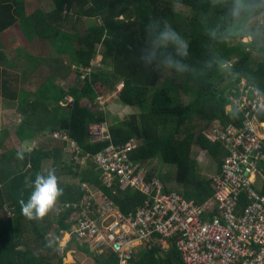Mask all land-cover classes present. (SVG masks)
I'll return each instance as SVG.
<instances>
[{"label":"trees","instance_id":"16d2710c","mask_svg":"<svg viewBox=\"0 0 264 264\" xmlns=\"http://www.w3.org/2000/svg\"><path fill=\"white\" fill-rule=\"evenodd\" d=\"M30 1L0 0V35L17 26L27 42L23 47L36 44L25 54L18 48L19 64L17 58L5 63L0 55V101L7 105L14 103L21 114L17 129L20 140L64 128L80 149L74 147L76 150L66 153L63 159L62 148L68 147L67 141H48L25 152L21 161L16 158L19 150L0 142V264H77L64 260L58 248V235L72 227L74 204H78V211L89 207L87 193L81 187L83 183L102 191L124 214L137 211L144 203L143 193L128 186L121 187L117 178L112 186L104 183L91 157L110 141L92 143L88 126L93 122H106L108 116L114 119L109 125L113 142L122 144L134 139L137 145L129 152V157L132 162L143 164L139 167L147 169L148 177L157 173L150 165L152 159L174 167L172 171L158 170L165 192H176L197 204L211 198V180L199 166L198 151L196 153L194 148L205 150L214 161L210 176L219 173L229 152L220 143L210 142L204 131L214 123L221 130L243 126V113L232 103V98H239L243 82L255 92L258 89L264 101V36L256 33L251 25L263 11L264 1L249 0L257 5L255 14L247 17L245 25L254 36L250 43L243 40L228 15L232 0H218L215 5L212 0H53L48 11L37 8L29 12ZM176 5L187 7L194 14L192 18L175 12ZM161 18L189 42L188 55L182 58L188 65L187 72L144 69L137 61L145 26ZM213 29L217 39L208 34ZM41 41L54 51L50 52L51 61L47 56V63L45 58H34L32 54L38 51ZM218 60L227 61L230 70L220 69ZM96 61L101 65H94ZM209 61L211 67H208ZM45 63L51 72L46 75L42 71L44 78L36 92L25 91L18 80L31 78ZM71 67L77 72L79 83L68 88L56 84L57 75L67 80L66 72L72 70ZM7 68L15 70L16 74H9ZM118 82L122 86L117 102L138 108L126 118L108 114L106 109H101V104L96 108L92 105L100 96L115 90ZM104 87L109 91L103 92ZM181 94L188 97L186 102L180 99ZM68 96L73 100L67 106L62 105L61 101ZM249 96L252 97L251 91ZM84 99L92 104H84ZM229 105L232 112L226 114ZM260 113L256 116L264 122V114ZM233 114L238 118H231ZM77 154L82 158L89 155L86 160L91 161L92 166L81 169V164L75 161ZM45 160L52 161L49 168H56L57 176L60 172V175L69 173L78 181L66 182L65 178H59L63 195L56 211L41 222L28 221L21 215L19 201H26L31 193L26 178L34 180L36 173L49 169ZM70 160L75 161L76 170L66 163ZM259 167L263 170L264 162ZM254 189L264 196V180L258 178ZM69 202L72 206L61 211ZM246 204V198H240L238 208ZM140 250L133 264H184L174 246L167 256L159 258L155 256L157 248ZM96 255L100 264L117 260L114 253L108 259Z\"/></svg>","mask_w":264,"mask_h":264},{"label":"built area","instance_id":"2783aa9c","mask_svg":"<svg viewBox=\"0 0 264 264\" xmlns=\"http://www.w3.org/2000/svg\"><path fill=\"white\" fill-rule=\"evenodd\" d=\"M239 92L232 103L243 113V126L221 130L212 125L204 131L210 142L220 143L229 154L221 171L209 177L213 194L201 204L176 192H165L158 174L146 179L147 169L129 157L137 145L135 140L115 143L107 122L90 123L92 143L110 141L91 156L102 181L112 186L117 178L121 187L137 190L146 199L137 211L124 214L102 191L83 183L89 207L78 211V204H74L75 224L70 237H78L83 244L92 241L97 247L111 248L118 254V264H130L139 249L157 248L158 255L165 256L172 246L184 264H264V196L254 189L258 178L264 180V169L259 167L264 162V122L256 116L264 101L244 82ZM72 100L67 97L61 104ZM52 135L79 148L66 131H53ZM76 157L85 160L89 155ZM242 196L247 204L239 209ZM62 234L67 235V231Z\"/></svg>","mask_w":264,"mask_h":264},{"label":"clouds","instance_id":"9594fccd","mask_svg":"<svg viewBox=\"0 0 264 264\" xmlns=\"http://www.w3.org/2000/svg\"><path fill=\"white\" fill-rule=\"evenodd\" d=\"M212 2L215 5L218 0H212ZM256 10L257 5L249 2V0H232L228 15L233 23L237 25V32L244 37L245 42L250 43L254 39V36L246 29L245 25L247 17L250 14H255ZM208 34L212 39H217L216 30H209ZM221 36H223V33H221ZM188 49L189 42L167 20L161 18V20L150 21L145 26L144 41L138 49L137 61L144 69L155 67L157 70L164 68L174 70L176 73H184L189 70L188 65L182 59L187 57ZM216 63L220 69L230 70L231 66L227 61L218 60ZM211 66L212 62L209 61L208 67ZM256 91L258 92V89ZM95 103L100 104L98 99ZM90 104L92 103L88 100V105ZM101 105L103 106V104ZM128 112L130 114L132 109L129 108ZM231 112L232 108L229 105L226 114ZM260 114H264V105L261 106ZM230 117L233 119L238 118L234 114ZM26 151H30V149L22 148L17 151L16 158L21 161L24 160ZM25 183L31 189V193L26 201L24 199L19 201L21 215L28 221L41 222L50 213L56 211L57 202L63 195V188L60 187L57 170L51 167L46 172H38L34 180L26 178Z\"/></svg>","mask_w":264,"mask_h":264},{"label":"rangeland","instance_id":"374dc122","mask_svg":"<svg viewBox=\"0 0 264 264\" xmlns=\"http://www.w3.org/2000/svg\"><path fill=\"white\" fill-rule=\"evenodd\" d=\"M28 6H29V9H30L29 12L34 11L37 8L43 9L44 11H48L53 6V0H31L29 2ZM174 11L177 12V13H180V14L188 17V18H190V17L192 18V16L194 15L193 13L190 12V10L187 7L181 6V5H176L175 8H174ZM129 14H131V10H130ZM132 17H134V16H132ZM120 18L122 19L123 17H120ZM251 25H252L253 29H255L256 33H260L261 35L264 36V8H263V11L261 12V14L259 15V17L256 20L253 19L251 21ZM4 38L6 39V42H5V45L3 46V49L0 50V51L5 52L7 54L10 52L9 57H12L13 59L17 58L18 55H19L18 52H17L18 48L20 49V51L23 54H25V53H27L28 51H30L31 49H33L36 46V44L34 42L32 44H30V46L28 48H25V47L22 46L25 43L26 39H25L21 29L18 28L17 26L12 27V29L9 31V33L7 35L4 36ZM243 40L245 41V39H243ZM41 42H42V44L38 47V51L37 52H32V54L34 55V58H45L46 59L47 56H48L50 61H51L52 54L50 52H54L53 49L51 48V46L49 44H45L43 41H41ZM32 54L30 56L33 57ZM19 59L20 58L16 59V62L18 64H19V62H18ZM49 59H46L45 62L47 63V61ZM46 63L43 64L40 67L39 72L34 74V75H36V78H38V80L39 79L41 80V79L44 78V76H42L43 72L46 75H48L49 72H51L46 67ZM26 65L28 66V64H26ZM94 65L100 66L101 64H99V62L96 61V62H94ZM97 66H96V68H97ZM74 67H71L72 70L66 72L68 74L67 80H64L61 77L55 78V80L59 82L58 84L60 86L68 88L71 85H74V83L75 84L77 82L79 83V80L77 78L78 74H77V72L75 70H73ZM87 72L91 73V71H89V70ZM87 72H85V75H87ZM121 86H122L121 82H118L117 85H116V89L115 90H112L111 92H109L110 94L103 95V97H101V101L103 102L102 103L103 106L101 107V109H106L108 114L119 116L121 118H126L129 115V112H126V108L127 107L122 105L121 103H118L117 102V97H116L117 96V93H116L117 88L120 90ZM24 87L28 88V90H30L29 87H27L26 85H24ZM108 91H109L108 88L104 87L103 92H108ZM70 98H71V96H68V99H70ZM180 99H182L184 102H186V100H188V97H186L185 95L181 94ZM95 102H92L93 103L92 105L96 108L98 104H96ZM83 103L84 104H88V100L84 99ZM0 104H3V103L0 101ZM115 106H116V108H115ZM130 108L132 109L131 113H136L138 111V108L135 107V106L130 107ZM6 117H7V114L0 113V124H1V126H0V135H2V132H1L2 129H3L2 124L5 122ZM113 121H114V119L112 118V116H108V120L106 121L108 126L111 125V123H113ZM214 125L217 126V123H214ZM56 131H62V132L66 131V132H68L64 128H62L61 130H56ZM263 133H264V131H263ZM39 138H41V140H39V141L33 140V142H32L33 144H27V142H25L23 144L18 143L17 146L14 145V148H16L17 150H19V149L21 150L22 148L23 149H30V151H26V152H31L32 150H34L37 147H39L41 144L47 143L49 141V138H48V136L46 135L45 132H43L42 135L39 136ZM68 140L71 141L70 138ZM67 143H68V148L70 147L71 148L70 151H72V149L74 147L72 146V144L70 142H67ZM194 149H196L195 150L196 153L198 151V156H197L198 164H200L201 168L204 169V172L207 174V178H209L211 172H213V169H214V167H212V163H213V166L215 164L214 161L208 156V154H207V152L205 150H200V149H198V147H195ZM193 153L195 154V152H193ZM67 157L70 159V155L67 156ZM75 161L81 164V169H84L86 167H91L92 166L91 161L86 160V159L82 160V159H79V158L76 157ZM75 161L74 160H70V161H68L66 163L71 165L73 167V169L76 170L77 169L76 166L73 165ZM150 162H151L150 165H152L151 167H154V169H158L159 171H162V172L166 171V170L167 171H172L174 169L173 166H166L165 164L164 165L160 164L156 159H154V160L152 159V160H150ZM45 165H46L47 168H49V166L52 165V161L51 162L50 161H45ZM60 173H62V172H60ZM63 178H65L64 180L66 182H76V181H78V179H73L71 177V174H69V173L68 174L66 173L65 175H62V179ZM58 236L59 237H65L66 235L63 236V234H62V235H58ZM88 257H90V261H92V263L93 262L95 263V257L94 256H88Z\"/></svg>","mask_w":264,"mask_h":264},{"label":"crops","instance_id":"0c3cea01","mask_svg":"<svg viewBox=\"0 0 264 264\" xmlns=\"http://www.w3.org/2000/svg\"><path fill=\"white\" fill-rule=\"evenodd\" d=\"M11 29L6 30L5 32H3L0 35V50L3 49V46L5 45V42H6V39L4 38V36L7 35ZM24 44H27V42L25 41ZM9 54H10V52L7 54L5 52L0 51V55H2L1 58L2 59L5 58V63L13 60L12 57H9ZM6 71L12 75L16 74V72L11 68H7ZM58 77H60V75H57L55 78H58ZM41 80L40 79L38 80V78H36V75H34L31 78H26V79L21 78L20 80H18V82L23 83L22 86L26 85L27 87H29L30 90H28V88H25V91L36 92L38 89V86L41 84V83H39V82H41ZM55 82H56V84L59 83L56 80H55ZM118 91H119V89L117 88L116 93H118ZM126 107H127L126 112H128V108H130V107L128 105ZM115 108H116V106H115ZM0 113L7 114L6 120L2 124V126H3V129L1 131L2 135H0V142L3 141L4 145L13 147L14 145L17 146L18 143L23 144V143L27 142V144H33L32 143L33 140H37V141L41 140V138H39V137L32 138V139L27 138L24 140H20L18 133H17V129H18V127L22 121V116L19 112L16 111V106H14V103L7 105V103L4 102L3 104H0ZM0 126H1V124H0ZM46 135L48 136L50 142H52L54 140L55 141L58 140V139L53 137L52 132L46 133ZM70 150H71L70 147L69 148L68 147L62 148V155H63L62 158L63 159H64V156H66L65 155L66 153H68V154L70 153ZM45 161H44V164H45ZM138 165L142 166L143 164L138 163ZM199 166H200V164H199ZM156 171H157V173L154 172L151 176L158 174V169H156ZM62 175H64V174H62ZM62 175H60V173H59L58 179L59 178L62 179ZM151 176L148 177V175L146 174L145 178L149 179ZM67 204L68 203H66V204H64V206H62L61 211L65 210L67 208V206H66ZM74 224L75 223H73L71 228L63 230V231H67V235L65 237H58V239H59L58 248H59L60 253L64 257V260L66 262H73V263H77V264H100L101 260L97 259L96 254H98V256H100V257L108 259L114 253L115 256L117 257V260L112 264H118V262H119L118 254L115 251H113L111 248H109V247H104V248L97 247L96 245L93 244L92 241L88 244L87 243L83 244L79 240L78 237H70L71 236L70 233L72 232V228L74 227ZM96 249H98V250H96ZM138 251H139L138 254H135L129 260L130 264H133V260H137L139 258V253L141 250L139 249ZM90 252H92L93 254H91ZM168 253L165 256H167ZM88 256H94L95 257V263L94 262L92 263V261H90V257H88ZM155 256L157 258H159L160 255H158V253L156 252Z\"/></svg>","mask_w":264,"mask_h":264}]
</instances>
